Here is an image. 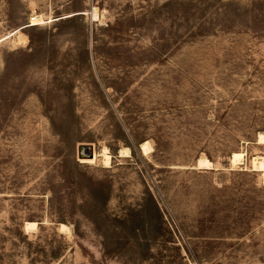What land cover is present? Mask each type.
Instances as JSON below:
<instances>
[{"label":"rangeland","instance_id":"1","mask_svg":"<svg viewBox=\"0 0 264 264\" xmlns=\"http://www.w3.org/2000/svg\"><path fill=\"white\" fill-rule=\"evenodd\" d=\"M260 134L264 0H0V264H264Z\"/></svg>","mask_w":264,"mask_h":264},{"label":"bare ground","instance_id":"2","mask_svg":"<svg viewBox=\"0 0 264 264\" xmlns=\"http://www.w3.org/2000/svg\"><path fill=\"white\" fill-rule=\"evenodd\" d=\"M91 16H93L95 18L98 17V9L97 8L93 9V12H91ZM44 21L45 20L41 16H38V15L35 17H32V19H31L32 25H40V24H43ZM259 143H262V144L264 143V134H260ZM105 149H106V147H105ZM142 149H143L144 153H147L150 150L149 143L148 142L144 143L142 145ZM108 154H107V152H104L103 154H99V153L95 152V153H93V157L89 158V156H85L81 159V162H83V160H84L83 163H94L98 159V157L101 155L100 157L103 158V163L105 165H108L110 163V156ZM243 157H245L244 153L235 152L232 156V159H231L233 165L237 166V164H240ZM85 159H87V160H85ZM251 161L253 163V169L262 172L263 177H264V156H262V155L254 156ZM243 162H244V160H243ZM212 166H213V163L208 158L202 157L199 159L198 168L210 169V168H212ZM37 226H38V223L36 221H27L25 227H26V230H34L37 228ZM65 228H68V226L66 224H61V229H65Z\"/></svg>","mask_w":264,"mask_h":264},{"label":"water","instance_id":"3","mask_svg":"<svg viewBox=\"0 0 264 264\" xmlns=\"http://www.w3.org/2000/svg\"><path fill=\"white\" fill-rule=\"evenodd\" d=\"M80 157L83 158L85 156L91 157L93 155V147L91 145H82L79 148ZM88 151V154H87Z\"/></svg>","mask_w":264,"mask_h":264},{"label":"trees","instance_id":"4","mask_svg":"<svg viewBox=\"0 0 264 264\" xmlns=\"http://www.w3.org/2000/svg\"><path fill=\"white\" fill-rule=\"evenodd\" d=\"M88 164V163H87Z\"/></svg>","mask_w":264,"mask_h":264}]
</instances>
